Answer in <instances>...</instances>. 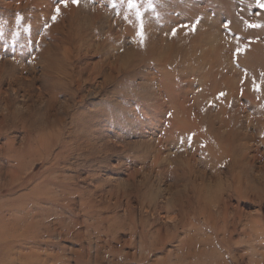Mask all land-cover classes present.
Instances as JSON below:
<instances>
[{
    "label": "rangeland",
    "instance_id": "rangeland-1",
    "mask_svg": "<svg viewBox=\"0 0 264 264\" xmlns=\"http://www.w3.org/2000/svg\"><path fill=\"white\" fill-rule=\"evenodd\" d=\"M56 3L0 0V250L264 264V0H137L143 46L127 0Z\"/></svg>",
    "mask_w": 264,
    "mask_h": 264
},
{
    "label": "bare ground",
    "instance_id": "bare-ground-1",
    "mask_svg": "<svg viewBox=\"0 0 264 264\" xmlns=\"http://www.w3.org/2000/svg\"><path fill=\"white\" fill-rule=\"evenodd\" d=\"M106 15V14H105ZM146 33H147V31H146ZM40 40H41V38H40ZM38 43V42H37ZM53 44V43H52ZM37 45V44H36ZM153 47V46H152ZM156 48V47H155ZM50 48L49 47H46V48H44V49H42V50H40V52L38 53L39 54V56H44L45 58H46V61H47V64H46V67H45V69H46V71L47 72H54L55 70H56V68H55V66L53 65V61H51V59H50V56H52V58L53 59H55V57H56V52H52V51H50L49 50ZM56 49H57V52L61 49V48H59V47H56ZM33 50V49H32ZM108 50V49H107ZM152 50V49H151ZM67 52L68 51V49L67 48H64L63 49V51H62V54H64V52ZM81 52V51H80ZM149 52V51H148ZM69 53V52H68ZM106 57V56H105ZM36 58V57H35ZM138 59V58H137ZM127 64H128V62H129V59H127ZM253 63V62H252ZM77 64V63H76ZM40 68V67H39ZM78 68H79V66H78ZM26 72H27V70H26ZM36 72V71H35ZM30 76V75H29ZM73 79V78H72ZM77 80V79H76ZM107 80V79H106ZM11 81V80H10ZM82 85V84H81ZM12 86V85H11ZM158 89V88H157ZM13 91V90H12ZM162 93V92H161ZM163 94V93H162ZM20 96V95H19ZM26 96V95H25ZM148 96V95H147ZM151 96V95H150ZM179 101L180 100H178V101H173V103L175 104V105H178L179 107H181L180 106V103H179ZM5 102V101H4ZM41 103V102H40ZM6 104V103H5ZM167 104V103H166ZM188 104V103H187ZM178 111H181V109H179ZM38 116V115H37ZM178 116V115H177ZM198 116V115H197ZM80 118V117H79ZM76 119H77V117H76ZM166 119V118H165ZM60 121V120H59ZM58 121V122H59ZM30 122V121H29ZM78 122V121H77ZM35 123V122H34ZM53 123V122H52ZM51 123V124H52ZM74 123V122H73ZM197 123V122H196ZM48 125V127H49V129H56V128H54L55 126H56V124H54V125ZM77 124V123H76ZM77 127V126H76ZM195 127H197L196 125H195ZM81 129V128H80ZM80 131V130H79ZM36 132H38V131H36ZM45 134H47V137H49V138H56L57 140L59 139L58 137H61V135H60V133H59V131H58V129H57V133H55L54 132V130H50V131H48V132H46ZM36 137L38 138L37 139V141L39 142V144H41V148L43 149V148H45L46 149V151H48V147L50 146V143L51 142H47V138L45 137V135H43V134H40V133H36ZM58 142V141H57ZM99 144V143H98ZM40 146V145H39ZM36 149L32 146V145H28V149H27V151H23V150H17L16 152H14V155L13 156H15V159H18V161H19V158H17V157H21L22 155L21 154H24V155H29L31 152H34ZM36 151H38V149L36 150ZM241 151V150H240ZM42 156H44V155H42ZM20 164V163H19ZM43 188V187H42ZM45 189V188H44ZM192 202V201H191ZM83 204V203H82ZM84 205V204H83ZM199 213V212H198ZM1 243V242H0ZM5 245L6 247H7V242H6V240L4 239V242L3 243H1V245ZM17 247V246H16ZM18 248V247H17ZM17 250V249H16ZM17 253H18V251H17ZM11 255V254H10ZM10 255H7V253H5V251H1L0 250V264H16V260L17 259H15V257L14 258H11L10 257ZM13 255V254H12ZM17 257H18V255H17ZM18 263L19 264H38L37 263V261H36V259L34 258V259H31L30 257L28 258V256L25 254V253H19V257H18Z\"/></svg>",
    "mask_w": 264,
    "mask_h": 264
},
{
    "label": "snow or ice",
    "instance_id": "snow-or-ice-1",
    "mask_svg": "<svg viewBox=\"0 0 264 264\" xmlns=\"http://www.w3.org/2000/svg\"><path fill=\"white\" fill-rule=\"evenodd\" d=\"M258 3H260V0H257ZM74 4V5H78L80 3V0H57L56 3V7L54 9V14L52 15L51 19L53 21H55L58 17V15L60 14V6L64 5L65 7L68 6V4ZM127 4H128V8L129 9H134L135 10V24H136V37L138 38V42L141 44V46H143L144 43V38H145V33H144V24L145 21L143 19V14L142 11L140 9V7H138L137 5V0H127ZM145 4H146V8L147 9H153L154 8V0H145ZM261 7H264V4H261ZM20 17L17 16V20H19ZM199 21V18H197V22ZM244 24L248 27H260L259 24H249L248 21H244ZM45 27H48V24L45 23L44 25ZM179 27L182 28H189L191 30H195V24L192 25H179ZM225 28L228 27V25L224 26ZM25 31H27V29H25ZM177 32V28L173 27L171 34L175 35ZM246 47V45H239L236 48V52L239 53L241 51H243V49ZM261 82H264V72L261 73ZM254 88H256V85L254 84ZM258 90V88H257ZM224 93H220L217 96V99L219 98V96H223ZM209 103H211V101H209ZM169 115H171V113H169Z\"/></svg>",
    "mask_w": 264,
    "mask_h": 264
}]
</instances>
